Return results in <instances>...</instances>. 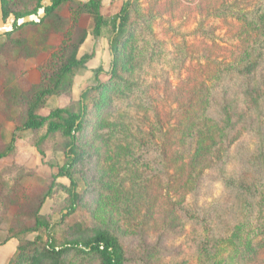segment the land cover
<instances>
[{"label":"rangeland","instance_id":"374dc122","mask_svg":"<svg viewBox=\"0 0 264 264\" xmlns=\"http://www.w3.org/2000/svg\"><path fill=\"white\" fill-rule=\"evenodd\" d=\"M7 3L12 12L25 14L34 11L39 1ZM131 3L132 17L122 42L136 36L122 46L118 75L132 82V88L114 87L104 95L96 92L89 101L85 129L78 136L83 157L74 171L82 201L77 212L56 228L58 243L102 229L118 237L127 264H199L197 248L206 232L183 215L180 210L186 208L191 215L206 218L220 241L210 264H264V207L243 220V195L222 183L223 177L246 180L263 200L264 55L250 74L249 93L243 91L245 80L236 77L232 68L240 64L246 41V26L236 15L264 11V0ZM122 5V0H112L103 9L108 24L97 39L94 60L66 76L59 86L56 82L74 44L83 32L94 30L88 13L65 5L44 25L0 39V152L26 117L24 101H12L18 92L54 88L39 112L47 116L55 108L78 111L80 95L97 84L99 69L104 72L101 80L109 81L110 41ZM154 40L160 44L153 51ZM84 56L78 52L77 58ZM110 104L116 112L108 131L120 132L130 122L131 133L144 148L131 161L133 165L113 162L109 143L100 141L94 131L101 110ZM125 110L132 121L127 116L117 119ZM201 111L208 125L206 129L195 126L189 136L187 124ZM196 130L203 133L205 144H214L218 151L212 154L215 160L223 158L221 162L194 160L200 142ZM46 131L45 127L18 134L16 154L0 163V187L10 195L13 226L32 227L42 199L41 215L51 223L61 221L70 206L60 187L46 198L57 167L68 161L62 134L45 137ZM129 167L136 175H128ZM58 183L70 184L65 178ZM107 186H115L116 192L113 188L111 195L104 190ZM44 238L42 245L47 243ZM65 261L100 264L98 257L75 255Z\"/></svg>","mask_w":264,"mask_h":264},{"label":"trees","instance_id":"16d2710c","mask_svg":"<svg viewBox=\"0 0 264 264\" xmlns=\"http://www.w3.org/2000/svg\"><path fill=\"white\" fill-rule=\"evenodd\" d=\"M38 1L39 4L34 11L22 14L20 12H12L8 6L7 0H2L5 21L7 22L11 15L20 19L28 15L37 14L38 10L41 8V3L44 0ZM122 1L123 5L116 18L114 34L110 41L112 61L111 72L107 74L109 81L104 82L101 80V75L104 72L99 69L95 76L97 84L89 87L81 93L78 111H73L67 108H55L47 116L41 115L39 112L42 108H44L46 99L52 96L56 91L54 88L50 87L39 89L31 94L28 92L24 94L22 92H18V94L14 95V98L12 97V101L17 98L24 101L26 106V117L15 127L9 143L0 152V163L4 159L12 157L16 154V143L18 141V134L20 133L38 132L45 127L47 128L45 137L61 133L63 138L66 140L65 147L68 161L63 166L57 167L56 173L52 176V183L46 198L50 197L57 187H60L62 191L68 195L70 206L66 212L62 213L61 221L51 223L47 221L43 215H41V208L44 204L42 199L39 208H37L33 213L34 224L32 227L21 228L19 224L13 226L11 222V213H13L12 205L8 200L10 195L7 191H4L3 188L0 187V220L1 223L3 222V225H0V234L4 232L6 234L5 239L16 238L19 241L18 253L11 264H64L67 257L71 255L80 256L83 259L98 257L100 264H127L128 260L126 257V251L124 250L118 237L114 236L109 231L95 229L89 236L77 235L75 238L66 240L61 244L58 243L56 237V228L77 212L82 201V194L79 191V184L74 171L82 161L83 157V152L78 149V136L85 129V120L89 113L90 99L94 93L99 92V94L104 95L105 93L110 92V90L114 87H117V89L125 88L127 90L132 88V82L121 79L118 75L122 46L132 43L136 36L135 34H132L130 37L131 39L122 42L125 29L129 25L132 17L131 0ZM65 5L72 6V9L76 11L88 13L94 21V30L92 33L96 38L100 37L102 28L108 24L107 19L102 14L103 6L101 0H87L85 3L78 2L76 0H52V6L46 9V17L41 21V23H33L23 27H17L15 25L11 33L0 37V39L12 37L29 27L44 25L49 18L57 14L59 9ZM236 17L246 26V41L245 51L239 55V59H241L240 64L234 66L232 69L235 70L237 75L236 77L245 80L246 86L243 83V91L245 93H249L250 74L256 72L257 66L264 55V52H257V50H255L256 47L257 49H264V11H262V9L256 10L236 15ZM119 20L120 24L118 28ZM88 35V33L83 32L80 39L76 42V44H74V50L62 66L56 86H59L60 82H62L66 76L72 74L77 69L84 68L86 64L94 58V53L91 55H85L81 59L77 58L78 52L81 46L85 43ZM152 38L155 39L154 36H152ZM159 44V41L154 40L150 49L154 51ZM241 55L243 57H241ZM115 80H119V82ZM222 102L223 104L225 103L224 100H222ZM215 103L213 104L217 107ZM211 106L212 105L209 107ZM115 112L116 108L114 104L107 105L104 109H102L97 121L95 122L94 131L100 141L109 143L110 148L112 149L111 157L113 162L117 159V161L122 164L133 165V162L131 161L135 160L138 153L144 151V148L142 143L139 142V140L131 133V128H129L131 125L130 122L121 126L122 129L120 132L114 133L112 131H108L107 128L110 125L109 121L111 118H114ZM202 114H204L202 111L197 113L188 122L187 132L189 136L195 126L200 125L206 129L208 122ZM121 117L123 119L126 117V120L132 121V118L128 116L126 110L123 113H118L117 119ZM198 135L200 136V142L198 144V150L196 151L194 160L196 162H201V159H203L206 163L209 162L213 165L214 163L216 164L217 162H221V159L223 158H218L219 161L215 160L212 154L213 151H218L215 150L214 144H205V140L201 138L203 133L196 130L194 136ZM214 141L215 140L213 138V142ZM154 152H157V150H154ZM106 154L108 153L106 152ZM225 157H228V154H226ZM129 168L130 171L128 172V175H136L134 170L131 167ZM63 178L69 180V186L58 183V180ZM107 178H109V176H107ZM138 178L141 179V177ZM132 182L133 181H131V183ZM222 183L227 189L237 191L240 195H243V220L253 218L255 213L261 212L264 207V195L261 193L260 196L263 198V200H261L246 180L235 178L226 179L223 177ZM107 187L104 190H107L112 195V191L115 186ZM46 198H44V200H46ZM180 211L188 220L192 219L198 222V224L201 225L203 230L206 232L205 237L198 245L197 253L200 257L199 264H210L212 261L213 250L220 245V241L217 240L218 238L214 235L212 225L206 218L191 215L186 208H182ZM33 234L35 236L32 239L31 235ZM44 237H46L47 243L42 245V242L45 241ZM237 243H239L238 240ZM29 246L34 247L32 252H29V250L27 251Z\"/></svg>","mask_w":264,"mask_h":264},{"label":"crops","instance_id":"0c3cea01","mask_svg":"<svg viewBox=\"0 0 264 264\" xmlns=\"http://www.w3.org/2000/svg\"><path fill=\"white\" fill-rule=\"evenodd\" d=\"M76 1L83 2V3L87 2V0H76ZM101 2L103 6L102 11L106 7H109L112 5V0H101ZM101 35H102V32H101ZM98 38H96L93 35V33H89L85 43L81 46L79 50L80 56L91 55L93 53L95 55L94 49H95V45L97 43ZM90 50H92V52L90 54H87L89 53ZM110 53H111V49H110ZM94 58L91 59L90 62H92ZM5 238H6V234L4 232L1 233L0 234V264H11L16 254L18 253L19 241L16 238H8V239H5Z\"/></svg>","mask_w":264,"mask_h":264},{"label":"water","instance_id":"95a60500","mask_svg":"<svg viewBox=\"0 0 264 264\" xmlns=\"http://www.w3.org/2000/svg\"><path fill=\"white\" fill-rule=\"evenodd\" d=\"M127 1V0H125ZM52 6V0H44L41 3V8L38 10L37 14H32L25 16L23 18L17 19L15 16L9 18L10 25L7 26V22L4 19L3 12V2L0 0V37L11 33L14 26L23 27L29 24H39L46 17V9ZM120 20L118 21L119 28Z\"/></svg>","mask_w":264,"mask_h":264}]
</instances>
